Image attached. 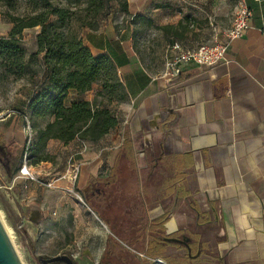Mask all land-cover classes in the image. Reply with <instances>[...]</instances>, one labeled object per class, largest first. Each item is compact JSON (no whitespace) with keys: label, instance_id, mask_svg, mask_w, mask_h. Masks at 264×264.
<instances>
[{"label":"crops","instance_id":"obj_1","mask_svg":"<svg viewBox=\"0 0 264 264\" xmlns=\"http://www.w3.org/2000/svg\"><path fill=\"white\" fill-rule=\"evenodd\" d=\"M246 2L252 15L227 49L229 63L212 69L186 63L172 78L164 67L154 72L146 66L134 26L121 14L81 33L93 56L107 55L116 67L126 99L116 106L114 157L127 130L138 166L148 169L147 177L157 174L148 219L167 216L166 233L178 235L168 242L185 250L171 248L166 255L179 264H264V0ZM161 12L146 14L166 48L202 44L187 16ZM78 142L86 144L67 146ZM95 156L84 158L89 172L97 167Z\"/></svg>","mask_w":264,"mask_h":264},{"label":"trees","instance_id":"obj_2","mask_svg":"<svg viewBox=\"0 0 264 264\" xmlns=\"http://www.w3.org/2000/svg\"><path fill=\"white\" fill-rule=\"evenodd\" d=\"M64 1L66 6L53 0H24L25 13L9 15L8 36L0 37V68L15 78L32 77L36 73L31 63L24 61L19 36L25 29L39 28L35 45L44 78L27 102L26 114L32 122L47 121L40 128L32 125L35 137L31 154L39 155L34 164L47 161L44 148L50 141L67 146L76 140L93 144L104 139L117 127L116 106L126 99L111 58L93 56L81 39L84 30L97 31L112 14L123 15L133 25V19L125 17L129 14L126 0ZM112 3H117L119 10L111 12ZM141 19L151 26L147 18ZM180 27L181 22L176 28ZM160 30L169 32V28ZM96 84L99 89L86 100ZM112 103H116L113 110ZM148 172L138 166V153L130 134L124 131L107 174L91 182L104 190L103 195L84 198L110 232L97 264H151L154 259L179 264L177 258L166 255L171 248L185 250L168 242L178 235L166 233L167 216L148 219L151 188L157 179L155 170L149 177ZM188 247L192 255L193 246Z\"/></svg>","mask_w":264,"mask_h":264},{"label":"rangeland","instance_id":"obj_3","mask_svg":"<svg viewBox=\"0 0 264 264\" xmlns=\"http://www.w3.org/2000/svg\"><path fill=\"white\" fill-rule=\"evenodd\" d=\"M53 1L66 6L64 0ZM126 2L129 14L125 17L133 19L138 52L155 72L164 67L167 48L162 36L141 19L149 17L147 11L159 9L162 14L187 16L196 41L207 43L213 33L220 34L230 25L235 0ZM25 8L24 0H0V37L8 36V16H21ZM137 8L144 12L134 14ZM117 9L119 5L112 3L111 12ZM38 32L39 28L25 29L19 36L24 61L31 63L35 75L15 78L0 68V220L9 230L22 264H42L62 255L75 264H97L110 232L85 203L83 191L93 179L107 174L120 133L112 130L109 141L107 136L97 143L78 142L74 147L49 143L44 148L47 161L33 163L39 155L31 154L35 137L32 125L40 128L47 121L32 122L26 114L27 102L44 78L35 45ZM98 89L94 85L89 95L93 97ZM115 106L112 103L111 110ZM86 154L96 155L97 167L90 172L84 165ZM24 163L33 179L20 174Z\"/></svg>","mask_w":264,"mask_h":264},{"label":"built area","instance_id":"obj_4","mask_svg":"<svg viewBox=\"0 0 264 264\" xmlns=\"http://www.w3.org/2000/svg\"><path fill=\"white\" fill-rule=\"evenodd\" d=\"M251 15L252 12L246 0H235L230 26L220 34L213 33L209 42L195 47L183 46L178 42H173L167 48L168 57L164 63V76L167 78L176 77L179 67L186 63H192L200 69H212L227 65L229 63L226 58L227 49L231 43L243 36L248 28ZM262 34H264V30H262ZM20 174L33 179L26 163L20 168ZM47 186L50 187V185Z\"/></svg>","mask_w":264,"mask_h":264},{"label":"water","instance_id":"obj_5","mask_svg":"<svg viewBox=\"0 0 264 264\" xmlns=\"http://www.w3.org/2000/svg\"><path fill=\"white\" fill-rule=\"evenodd\" d=\"M45 263L74 264L68 256H56ZM43 262V264H45ZM0 264H22L6 230L0 220Z\"/></svg>","mask_w":264,"mask_h":264},{"label":"flooded vegetation","instance_id":"obj_6","mask_svg":"<svg viewBox=\"0 0 264 264\" xmlns=\"http://www.w3.org/2000/svg\"><path fill=\"white\" fill-rule=\"evenodd\" d=\"M103 193H104V190L102 188H99L95 184L90 183V185L83 191V197L86 199L89 197L94 198V197L102 196ZM147 212H148V210H147ZM151 220H153V219H151ZM104 247H105V245H104ZM62 256H66V255H62ZM42 264H43V262H42ZM45 264H63V263H45Z\"/></svg>","mask_w":264,"mask_h":264},{"label":"bare ground","instance_id":"obj_7","mask_svg":"<svg viewBox=\"0 0 264 264\" xmlns=\"http://www.w3.org/2000/svg\"><path fill=\"white\" fill-rule=\"evenodd\" d=\"M0 219H1V217H0ZM2 222H4V221H2ZM3 226H4V225H3ZM4 228H5V230H6L7 235L9 236V238H10V240H11V236H10V232H9V230L6 229V226H5Z\"/></svg>","mask_w":264,"mask_h":264}]
</instances>
